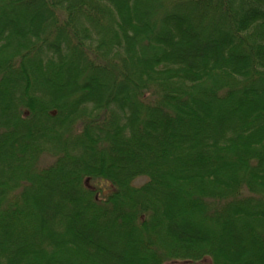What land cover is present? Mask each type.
I'll list each match as a JSON object with an SVG mask.
<instances>
[{
    "label": "trees",
    "instance_id": "16d2710c",
    "mask_svg": "<svg viewBox=\"0 0 264 264\" xmlns=\"http://www.w3.org/2000/svg\"><path fill=\"white\" fill-rule=\"evenodd\" d=\"M204 261L264 264V0H0V264Z\"/></svg>",
    "mask_w": 264,
    "mask_h": 264
},
{
    "label": "rangeland",
    "instance_id": "374dc122",
    "mask_svg": "<svg viewBox=\"0 0 264 264\" xmlns=\"http://www.w3.org/2000/svg\"><path fill=\"white\" fill-rule=\"evenodd\" d=\"M144 180L145 179L143 177L142 178H138V179L135 180V184H140V183L144 182ZM201 264H209V262L208 261H204Z\"/></svg>",
    "mask_w": 264,
    "mask_h": 264
}]
</instances>
